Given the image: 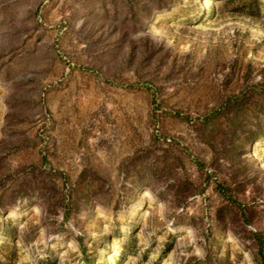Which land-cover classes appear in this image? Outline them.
Here are the masks:
<instances>
[{
	"label": "rangeland",
	"instance_id": "1",
	"mask_svg": "<svg viewBox=\"0 0 264 264\" xmlns=\"http://www.w3.org/2000/svg\"><path fill=\"white\" fill-rule=\"evenodd\" d=\"M0 264H264V0H0Z\"/></svg>",
	"mask_w": 264,
	"mask_h": 264
}]
</instances>
